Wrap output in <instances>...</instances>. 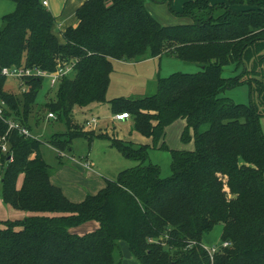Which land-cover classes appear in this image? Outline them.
I'll return each instance as SVG.
<instances>
[{
    "label": "trees",
    "instance_id": "16d2710c",
    "mask_svg": "<svg viewBox=\"0 0 264 264\" xmlns=\"http://www.w3.org/2000/svg\"><path fill=\"white\" fill-rule=\"evenodd\" d=\"M7 1L15 11L3 17L0 28V99L5 106L18 114L19 102L3 90V68L53 72L59 64L69 65L73 75L60 82L55 101L47 106L67 131L46 144L71 152L75 139L90 145L103 138L140 165L73 203L52 184V171L39 152L42 143L14 130L7 134L0 119V139L7 134L9 148L6 155L0 150L1 199L28 213L0 227V264H120L114 259L120 242L138 264H264V0L221 5L189 0L178 14L188 22L173 26L160 25L146 0H83L75 11L76 25L61 33L62 42L41 0ZM242 5L247 9L232 10ZM162 56L200 70L158 77L150 96L106 101L113 61L138 63ZM230 65L240 74L224 78ZM42 80L22 82V118L12 120L28 130V108ZM242 85L249 88V104L220 97ZM104 103L112 115L128 114L133 130L151 138L158 150H167L160 143L165 129L184 120L181 141L192 140L194 149L170 150L171 176L162 179L157 167L143 166L147 145L96 137L74 123L75 110ZM10 117L4 110L3 118ZM91 223L97 228L75 232ZM220 224L218 250L210 260L202 237Z\"/></svg>",
    "mask_w": 264,
    "mask_h": 264
},
{
    "label": "rangeland",
    "instance_id": "374dc122",
    "mask_svg": "<svg viewBox=\"0 0 264 264\" xmlns=\"http://www.w3.org/2000/svg\"><path fill=\"white\" fill-rule=\"evenodd\" d=\"M43 1V0H41ZM48 2V7L46 9L51 12L55 18V23L52 28V32L59 42L61 40V33L68 27H74L76 25L75 11L81 5L83 0H45ZM153 3V0H149ZM155 2H160L161 4H154L153 10L155 17L151 15L160 25L162 26H173L178 24L187 23V18L178 16L181 12L174 11L175 8L180 10L181 3L189 0H154ZM212 5L225 4V0H208ZM167 3V4H166ZM242 8H247L246 5L235 6L233 11H238ZM177 63V64H176ZM163 64H165L163 62ZM166 68L160 72L159 62L155 60L154 62H145L141 66L127 65V64H113L112 73L110 75V86L107 89L106 101H110L115 98H128V99H138L146 96H150L155 93L156 80L159 75L166 76L174 72L182 73H195L200 70L198 65L189 64L184 62H175L173 64L166 65ZM264 74V70L262 72ZM159 74V75H158ZM240 74V69L235 70L233 65L224 68L223 77L229 78ZM58 86L51 88L48 79L42 80L41 88L35 99L34 105L28 108V120L27 125L29 126V131L33 135L34 139H38L42 145L39 148V152L42 160L49 165L52 171L53 177L61 175L64 182H69L72 185H80L78 182H72L68 180L67 169H71L74 163L80 162L85 163L83 160L86 158L87 163L92 167V176L99 179L97 183L103 181H115L118 174L124 170L134 168L140 165L136 160L125 158L118 150L111 146L110 142L103 138H95L88 145L87 141L84 139H75L71 143V152H59L50 145L46 144L48 139L52 135L64 134L66 130L65 124L61 121H56V119H49L48 114L50 110L47 106L55 101V95ZM5 93L11 94L19 102V112L18 114L11 111L7 106L4 107L3 111L11 114L9 120L15 122L14 117L17 116L22 118V103H24L23 93L26 91L25 86L22 81L18 78L8 77L6 78L4 88ZM220 97H225L232 100L236 104H249V88L247 85H242L232 90H226L220 94ZM252 100L255 101L252 96ZM76 117H74V123L82 129L83 132L92 131L94 135L106 136L111 140H124L131 142L134 146L147 145L146 153L147 159L143 163V166L151 164L157 167L160 171V177L162 179L171 176V157L170 150H186L192 151L194 149L193 141L190 140L187 143L181 141L182 134L185 131V121L177 120L165 129L163 138L160 143H164L167 150H158L153 148V140L151 138L144 137L139 133L135 132L132 128V121L129 120L123 122H112V115L109 112V105L107 103L92 105L85 108H78L75 110ZM92 116L100 118V123L97 129L84 130L85 119H90ZM5 120V119H4ZM8 120V119H6ZM262 132L264 134V116L260 120ZM104 129L107 132H104ZM206 126H203L200 130L205 131ZM133 132L130 135V132ZM189 137H192L193 132L189 129L187 130ZM117 136V137H115ZM133 146V148H135ZM59 156V159L57 158ZM83 159V160H82ZM77 161V162H75ZM64 175V176H63ZM89 175V174H88ZM101 181V182H100ZM22 182V176L18 178L17 187H20ZM85 188V187H84ZM28 213L20 212L11 209L9 206L3 203L1 199V187H0V227H4V222L21 220L27 217ZM97 225V223H93ZM91 224H85L79 229L82 232H86L87 228ZM222 230V225H216L208 234L202 237V246L205 248H211L217 246L220 241V233ZM80 231V232H81ZM131 257L128 252L127 245L123 242L118 244V249L114 253L115 262L120 264H130L133 261L135 264L138 262ZM131 259V260H129Z\"/></svg>",
    "mask_w": 264,
    "mask_h": 264
},
{
    "label": "crops",
    "instance_id": "0c3cea01",
    "mask_svg": "<svg viewBox=\"0 0 264 264\" xmlns=\"http://www.w3.org/2000/svg\"><path fill=\"white\" fill-rule=\"evenodd\" d=\"M165 2H167V0H164V3ZM168 2H169V0H168ZM184 2H186V1H184ZM184 2L181 3L180 10H177V8H175L174 11L180 12ZM153 3L154 4H161L160 2H155L154 0H153ZM153 3H150L149 0H146L145 6H146L147 11L150 13V15H153L155 17L154 10H153V7H152V6H154ZM209 4H211V3L209 2ZM48 5L49 4L47 2V7H48ZM246 9L247 8H242V9H240L238 11H235V12H241V11H244ZM14 11H15V4L14 3L10 2V1H7V0H0V28H1L3 17H5V16H7L9 14H12ZM155 60H157L159 62V71L160 72L163 70V68L164 69L166 68L165 64L169 65V64H173V63H175L177 61L181 62L178 59H175L173 57L162 56L160 58L147 59L145 61H141V62H138V63L127 62V61H113L112 67H113V64H115V63L141 66L145 62H150V61L154 62ZM163 62L165 64H163ZM166 70H165V75L163 76L161 74L160 75L158 74L159 77H166V75H167L166 73L168 72V71L166 72ZM109 86H110V84H109ZM109 112H110V108H109ZM113 116L114 115H112V122L114 121L113 120ZM91 118H96L97 119V125L94 127V129L102 131L101 129H97L98 125L100 123V118L94 117V116H92ZM88 120L89 119H87V120L85 119L84 123L86 121H88ZM127 120H129V118ZM124 121H126V120H124ZM116 122H123V121H116ZM104 132H107V130L104 129ZM132 133L133 132L131 131L130 135ZM115 137H117V136H115ZM118 140H121V139L118 138ZM122 141H124V140H122ZM124 142L131 143L129 141H124ZM75 162H77V161H75ZM80 162L74 163V166L73 167L71 166L72 170L71 169H67L68 180L72 179V182H78L77 184H80V185H76V184L72 185L69 182H64L65 179H62L61 175H57L55 177H53V175H52V178H51L52 184L57 186L62 191L63 195L69 201H71L73 203L82 202L85 199L86 195H95L97 192H99L105 186V181H103V182L100 181L101 183L99 184V183L96 182V181H99V179H97L96 177L90 175V174H92V167L90 169H86L84 167V164L87 163V159L86 158L83 160V162H85V163L81 164ZM96 228H97V225H94L93 223H91V225H89V227L87 228L86 232L92 231V230H94ZM80 231H81L80 229H76L75 230V232H77V233H86V232H82V231L80 232ZM221 232H222V230H221ZM220 235H221V233H220ZM129 255L131 256L130 253H129ZM131 257H129V258H131ZM129 260H131V259H129ZM129 263L130 264H135L133 261H130Z\"/></svg>",
    "mask_w": 264,
    "mask_h": 264
},
{
    "label": "built area",
    "instance_id": "2783aa9c",
    "mask_svg": "<svg viewBox=\"0 0 264 264\" xmlns=\"http://www.w3.org/2000/svg\"><path fill=\"white\" fill-rule=\"evenodd\" d=\"M41 3L44 7H47V2L45 0H43ZM1 74L5 78H8V77L18 78L22 82H23V80H25L27 78L48 79L50 87L54 88V87L58 86L63 79L71 77L73 75V70H72V67L69 65H60V64L56 66V68L53 72L42 71L39 69L25 68L24 66H20V67L11 66V67L3 68L1 70ZM4 107H5V103H4V101H2L0 99V119H2L7 124V127H8L7 134L11 130H14L19 136L34 139L31 132L28 129L21 126L19 123L13 122L9 119L4 120V118H3ZM48 118L55 120V116L52 113L48 114ZM128 118H129V116L126 113L116 114L113 116L114 121H124V120H127ZM96 125H97V119L96 118H90L88 121H86L84 123V130H92V129H94V127ZM7 134H5V136H3L0 139V142H1L0 143V150H1V153L4 155H6L9 152L7 139H6ZM60 154L61 153H59V155ZM11 160H12V156L9 155V161H11ZM84 167L86 169L91 168V166L88 163H85ZM222 247H224V248L227 247V244L226 243L223 244ZM203 249L209 255L210 260H212V255H214L218 250L217 246H213L209 249L203 247Z\"/></svg>",
    "mask_w": 264,
    "mask_h": 264
}]
</instances>
